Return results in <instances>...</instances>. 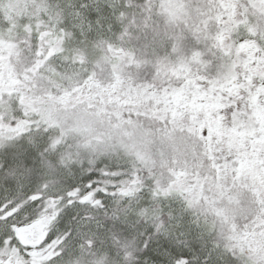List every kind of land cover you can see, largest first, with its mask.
Here are the masks:
<instances>
[{"label":"trees","instance_id":"trees-1","mask_svg":"<svg viewBox=\"0 0 264 264\" xmlns=\"http://www.w3.org/2000/svg\"><path fill=\"white\" fill-rule=\"evenodd\" d=\"M42 1L59 20L56 37L45 20L0 25V40L13 46L7 73L29 95L7 116L2 105L21 94H0V264H264L248 241L264 239L253 190L234 186L230 203L208 141L125 107L116 87L171 96L211 80V63L194 59L221 53V0H177L181 19L169 18L161 0ZM238 1L243 22L261 34L264 12ZM241 51L228 53L234 81L244 85L253 73L264 83V62L247 63ZM129 144L149 169L132 166ZM183 175L207 182L214 196L192 203L173 193ZM44 224L52 228L38 250H24L20 262L5 255L17 229L38 238Z\"/></svg>","mask_w":264,"mask_h":264},{"label":"rangeland","instance_id":"rangeland-1","mask_svg":"<svg viewBox=\"0 0 264 264\" xmlns=\"http://www.w3.org/2000/svg\"><path fill=\"white\" fill-rule=\"evenodd\" d=\"M252 1L264 12V0ZM226 7V19L223 20L224 32L221 36V53L199 51L194 62L204 65V61L211 63L213 78L210 80L198 79L189 82L180 93L171 96L144 95L132 97L124 88L122 82H118L120 103L130 107L136 113L150 114L155 117L165 118L170 125L179 131L187 130L189 133H200L203 139L209 143L213 152L215 164L218 166V191L224 194L231 202L235 201L231 193L235 186H246L253 190L260 200L261 213L264 212V83L257 84L256 79H247L244 85L234 81V72L237 69L235 57L242 50V59L247 63L254 61L261 65L264 56L261 48H264V31L260 34L244 21V9L240 7L238 0H221ZM161 4L167 16L171 19H181L187 16L185 5H179L177 0H161ZM188 10V9H187ZM246 19V18H245ZM45 20L47 26L52 28L53 37H56L59 20L50 14L48 5L42 0H0V25H11L40 22ZM60 34V33H59ZM263 36V37H262ZM230 51L235 57L230 56ZM224 53V54H223ZM239 54V55H240ZM13 55V46L0 40V94L5 92H19L21 96L14 94V104L9 102L2 105L5 115L19 111L20 104L26 107L29 100L28 91L22 84L12 78L11 72L7 73L8 58ZM225 56L226 60H223ZM229 60H227V57ZM95 92H103L95 89ZM19 94V95H20ZM153 100V104L148 102ZM32 109V112H36ZM121 113V112H120ZM80 130H75L76 133ZM85 134V133H84ZM107 145H111V141ZM99 146V145H98ZM106 146V145H105ZM113 149V148H112ZM114 149H117L114 147ZM126 151V152H125ZM125 153L131 158V164L137 169L148 168L151 160L136 148L129 144ZM173 193L181 194L192 203L209 201L214 196L209 193L208 183L190 175H183L178 182L172 184ZM263 223V219L257 220ZM45 225V224H44ZM52 224H46L39 237H23L20 229L16 230L14 241H7L6 256L13 260L22 259L24 250H38L40 244L50 234ZM251 240V242L249 241ZM252 244L253 252L258 257L264 256V239L248 238ZM57 243V242H56ZM42 246V245H41ZM3 251H0V257Z\"/></svg>","mask_w":264,"mask_h":264},{"label":"water","instance_id":"water-1","mask_svg":"<svg viewBox=\"0 0 264 264\" xmlns=\"http://www.w3.org/2000/svg\"><path fill=\"white\" fill-rule=\"evenodd\" d=\"M21 234H22L23 236H25V235H32V234H33V231L30 230V229H26V230L22 231Z\"/></svg>","mask_w":264,"mask_h":264},{"label":"flooded vegetation","instance_id":"flooded-vegetation-1","mask_svg":"<svg viewBox=\"0 0 264 264\" xmlns=\"http://www.w3.org/2000/svg\"><path fill=\"white\" fill-rule=\"evenodd\" d=\"M26 236H28V237L32 238L33 234H32V235H26Z\"/></svg>","mask_w":264,"mask_h":264}]
</instances>
